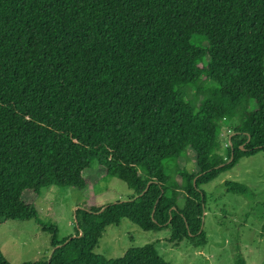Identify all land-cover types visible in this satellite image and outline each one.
Wrapping results in <instances>:
<instances>
[{
	"label": "trees",
	"instance_id": "16d2710c",
	"mask_svg": "<svg viewBox=\"0 0 264 264\" xmlns=\"http://www.w3.org/2000/svg\"><path fill=\"white\" fill-rule=\"evenodd\" d=\"M263 58L264 0H0V220H33L52 249L25 264H167L151 244L96 255L122 220L202 248V188L264 156ZM188 150L195 169L179 165ZM94 166L133 197L83 204L75 237L59 243L24 194L85 192Z\"/></svg>",
	"mask_w": 264,
	"mask_h": 264
},
{
	"label": "rangeland",
	"instance_id": "374dc122",
	"mask_svg": "<svg viewBox=\"0 0 264 264\" xmlns=\"http://www.w3.org/2000/svg\"><path fill=\"white\" fill-rule=\"evenodd\" d=\"M236 124V121L221 124V150L218 154L223 159H226L228 138ZM179 165L195 169L194 153L188 150L187 159H181ZM104 174L98 166L85 170L83 177L88 184L85 192L51 186L39 197L26 193L23 199L35 206L42 223L56 228L60 243L75 237V210L83 204L103 206L133 197L122 181H103ZM232 183L244 187L245 193L229 192ZM202 189L205 193L203 231L206 235V244L202 248H193L186 241L178 245L170 243L168 229L144 232L128 220H122L117 226L105 228L94 253L106 260H114L123 257L129 249L151 244L167 264H234L238 255L246 264H264L263 154L258 152L240 159L230 171L219 175ZM49 243L50 235L42 232L33 220H0V252L10 264L46 261L52 252Z\"/></svg>",
	"mask_w": 264,
	"mask_h": 264
}]
</instances>
